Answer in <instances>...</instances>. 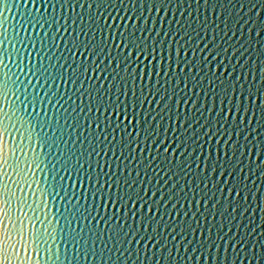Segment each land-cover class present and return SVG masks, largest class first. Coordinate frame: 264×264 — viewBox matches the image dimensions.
<instances>
[{"label": "water", "instance_id": "95a60500", "mask_svg": "<svg viewBox=\"0 0 264 264\" xmlns=\"http://www.w3.org/2000/svg\"><path fill=\"white\" fill-rule=\"evenodd\" d=\"M118 27L155 43L157 62L163 45L168 96L155 78L149 94L145 76L143 127L156 135L139 149L135 133L118 147L117 117L104 111L119 99L131 112L135 79L141 118L139 69L118 50ZM230 104L238 117L226 118ZM261 149L264 0H0V219L18 222L24 264H264ZM98 174L111 190L103 202ZM128 189L122 208L116 192ZM137 199L151 201L142 214Z\"/></svg>", "mask_w": 264, "mask_h": 264}, {"label": "snow or ice", "instance_id": "6c2138e0", "mask_svg": "<svg viewBox=\"0 0 264 264\" xmlns=\"http://www.w3.org/2000/svg\"><path fill=\"white\" fill-rule=\"evenodd\" d=\"M119 14H117L118 16ZM125 16H127V13H125ZM138 23V22H137ZM145 24H147V21H145ZM105 25H107V21H105ZM113 27L116 25V20L114 19L112 21ZM129 25H131V20H129ZM120 26H124V21H120ZM155 27V26H153ZM135 29H133L132 34H128V28L124 27L123 33L120 32V28H116V33L117 37L119 38V45L117 46L118 50L119 48H123L124 51L127 53L125 57V62L127 63L128 61H131L129 64V67L132 65H135L136 68L139 69V79L141 82V91H140V97H139V103H140V119L137 118V99L135 96V79L132 80L133 83V99L131 103V112H129V105L127 103L121 104L119 102V99H117L116 104L109 103L108 107L104 110L105 115L107 117L109 110H111L112 116L117 117L116 121V127L119 130V135H120V145L118 147H123L124 145V138L127 135L128 136V147L131 148L132 146V134H136V148H140L139 140L141 136L144 137V145L147 147L148 145V140L151 138L152 135H156L155 133L151 132V125L148 126L147 131L144 129L143 125L147 122V117L143 116V106H144V101L147 100V97L144 95L143 92V83L145 76H147L148 84H149V94L152 92V80L155 78L156 80V86H155V92L157 95H160L161 92H163V96H161V100H163L165 97L168 96V86L167 83L165 82L163 88L160 86V75L162 73H165V66H164V51H163V45H161L160 52H159V61L157 62V50L155 47V43H153L151 46L148 45V41L143 40V33H141V37L139 39L136 38L135 36ZM149 36H151V33H149ZM109 39H112L113 42L115 43V38L112 37V29L109 28ZM87 51V49H85ZM95 51V49L93 50ZM111 55V53H109ZM180 55L181 51L180 48L177 47L175 51V56H176V65L175 69L179 72L182 71L180 65ZM187 54H185L186 56ZM133 56H135V59H133ZM141 57L144 58L145 61H148L149 57H152L151 61L147 63H137L138 61L141 60ZM100 69H103V71H100ZM172 47L169 46L168 48V65H167V75H170L172 72ZM100 71V75L103 76V72L107 71V69L103 68V65H100L96 71L93 72V77L95 78L96 72ZM226 71V70H225ZM87 76V73L85 74ZM127 76V73H125ZM131 76L134 78L137 76V72L133 71ZM166 79V77H165ZM175 92V89L172 90ZM249 99L251 100V89H249ZM119 96V93L117 94ZM127 100V97H125ZM154 99V97H153ZM174 99V97H173ZM259 93L256 94V100L259 102ZM99 103V101H97ZM171 103V101H169ZM221 113H224V108H223V101L221 102ZM157 109H159L160 105H156ZM177 111H179L180 105L177 103L176 105ZM185 107H187L185 105ZM196 106L193 105V108ZM233 108H235V115L238 117L240 115V112L242 111V106H236L230 104L228 106V111H227V117H231L233 115ZM149 109H151V104L149 103ZM97 112L99 113V109H97ZM247 112L244 113L245 116H247ZM122 116L123 120L121 121L119 117ZM129 116H131V119H129ZM95 123V122H94ZM177 123H179V120L177 119ZM185 123H187V120H185ZM233 123L235 124V120H233ZM111 123H109V119L106 118L105 120V131L109 127H111ZM171 126V124H170ZM97 128H99V125L97 124ZM131 128V132H129V129ZM137 128H139V131H137ZM209 134H211V130H209ZM218 134V133H217ZM167 134H165L166 136ZM113 139H115V135L113 136ZM221 139H223L221 137ZM157 140H159V137H157ZM157 140H153L152 144L153 146L156 145ZM168 141L167 139L163 140L160 142V148H163L165 144H167ZM173 143H175V140H173ZM183 143V141H181ZM111 147V146H110ZM219 147V146H218ZM225 152L224 156L225 159H227L228 152L227 148L228 146L225 144L224 145ZM157 151H159V148H157ZM186 151V150H185ZM236 151V145H232V152L233 154ZM262 152H264V149H261ZM168 152L167 149H165V156H167ZM131 155V154H130ZM144 153L140 152V156H143ZM151 155V154H149ZM172 156L175 157L176 153L173 152ZM209 156L211 157V150H209ZM217 156V161H219V156L220 153L217 151L216 153ZM97 167L99 168V161L97 162ZM206 167V165H205ZM111 173V169H109V174ZM224 173H221V176H223ZM113 180H115V177H113ZM108 183L109 181L107 178L104 179L103 181V186H101V180L99 178V174L97 175L96 179V195L93 196V200L96 199V196H100L101 202L104 200V196L100 195L102 192H108L110 193L111 190L108 188ZM115 186V185H113ZM91 181H89V188H91ZM130 193L131 189H128L127 191L124 192L123 197L120 196L119 190L116 192V202L119 203L121 199L125 201V203L122 205V208H126L128 206V203L130 202ZM231 192H229V195L231 196ZM4 195L6 193H3V190L0 189V200H3ZM136 197L140 196V193L137 192ZM155 194H153L154 197ZM144 196L147 197V192L144 193ZM237 196H239V193H237ZM109 202H111L112 196L109 194L108 195ZM151 201L144 200L143 203H141L140 199L136 200V203L131 204V208L135 209L137 204L140 205V211L141 214L143 213L145 204H150ZM115 207V205H113ZM148 213L151 214L153 212V209L149 207L147 209ZM35 236V234H33ZM32 243H35V240H32ZM26 247L23 236L19 232V224L18 222H12L10 217H5L3 219H0V264H24V261L21 260L20 258V253L24 250Z\"/></svg>", "mask_w": 264, "mask_h": 264}]
</instances>
